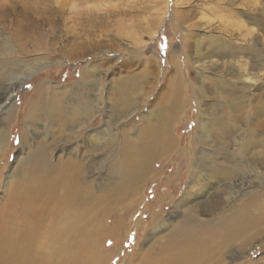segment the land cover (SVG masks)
Instances as JSON below:
<instances>
[{"label":"rangeland","instance_id":"rangeland-1","mask_svg":"<svg viewBox=\"0 0 264 264\" xmlns=\"http://www.w3.org/2000/svg\"><path fill=\"white\" fill-rule=\"evenodd\" d=\"M53 5L64 12L48 14L42 28L54 27V38L46 42L56 53H30L25 66L15 68V79L0 80V133L7 135L0 149V199L6 182L16 179V169L62 133L51 132L47 120L25 117L26 102L40 83L65 93L68 106L63 133L72 139L51 151L57 161L78 158L75 147L84 152L107 138L116 146L126 133L138 137L142 127L156 122L173 92L169 79L177 74L182 78L178 98L184 100L170 128L177 149L154 161V174L140 184L137 204L118 211L108 224L121 214L125 221L113 234L99 235L100 247L111 254L107 264L125 257L122 264H135L132 255L160 244L181 219L184 207L176 208L174 200L184 195L192 168H202L186 161L190 149L192 162L208 165L210 186L225 188L230 201L240 204L253 194L264 201V164L259 162L264 157V0H53ZM75 8L83 14H74ZM0 32L10 45L1 24ZM89 100L91 118L75 124V110ZM196 185L190 184L193 190ZM165 194L174 199L157 204ZM199 200L203 214L224 205L215 191ZM227 252V264H264V234L246 248Z\"/></svg>","mask_w":264,"mask_h":264},{"label":"bare ground","instance_id":"bare-ground-1","mask_svg":"<svg viewBox=\"0 0 264 264\" xmlns=\"http://www.w3.org/2000/svg\"><path fill=\"white\" fill-rule=\"evenodd\" d=\"M52 12L64 10L55 7L53 0H0V24L9 31L11 39L6 46L0 32L1 81L15 79V68H21L28 54L43 51L49 57L56 53L52 44L46 42L48 37L54 38V27L48 31L42 28ZM80 12L77 8L73 10L74 14ZM172 77L169 79L171 96L163 101L156 122L142 127L138 137L129 138L126 133L116 146L107 138L104 144L84 152L75 147L78 158L57 161L52 160L51 151L60 142L72 139L71 135L63 133L68 111L65 93L39 84L35 97L26 102L25 117L29 122L47 120L51 132L62 133L54 136L50 143H43L35 152V160L26 161L16 169V179L6 182L7 193L0 199V264L108 263L111 254L100 247L99 235L108 231L113 234L116 226L125 221L121 214L114 225L108 224L118 211L125 213L137 204L140 184L154 174V161L171 157L177 149V140L170 128L184 100L178 98L182 78L177 74ZM12 100L13 97L8 102L13 114ZM84 103L82 109L74 112L75 124L92 116L93 100ZM164 105H169L168 110ZM6 136L0 133V149L7 144ZM191 150L186 161L202 168H192L184 195L174 200L176 208L184 207V214L160 244L132 255L138 260L135 264H227L225 253L228 250L246 248L264 234L261 229L264 201L260 196L253 194L240 204L230 201L225 188L210 186L208 165L192 162ZM255 159L258 161V156ZM259 162L264 164V157ZM219 174L225 175L223 168ZM191 182L197 184L194 190ZM211 191L222 198L224 205L218 211L203 214L197 204ZM192 197L196 198L195 204H189ZM173 199L174 196L161 195L157 204ZM160 217H156L158 222ZM126 259L122 258L118 264Z\"/></svg>","mask_w":264,"mask_h":264}]
</instances>
